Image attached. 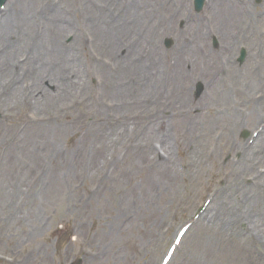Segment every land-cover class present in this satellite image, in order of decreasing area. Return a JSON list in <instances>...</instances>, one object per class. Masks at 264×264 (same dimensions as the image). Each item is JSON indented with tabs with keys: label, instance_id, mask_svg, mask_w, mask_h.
Here are the masks:
<instances>
[{
	"label": "rangeland",
	"instance_id": "obj_1",
	"mask_svg": "<svg viewBox=\"0 0 264 264\" xmlns=\"http://www.w3.org/2000/svg\"><path fill=\"white\" fill-rule=\"evenodd\" d=\"M218 4L222 9L230 4V0H218ZM15 14H24L20 3L13 16ZM210 28L212 25L207 29ZM140 33L141 25L139 32L125 39L127 42L132 39L144 43L139 40ZM232 35L235 36L236 32ZM27 43L28 40L24 46ZM225 50L223 45L215 64H206L207 70L203 74L198 73V60L186 59L188 80L183 72L176 76L168 68L167 76H164L165 86L155 87L152 84L153 74L159 71L153 68L147 76L155 91L134 89L132 102L121 111L134 117L130 123L114 122L117 117L115 110L105 108L106 118L113 122L111 125L100 123L94 111L98 122L89 119L92 111L89 99L94 96V88L83 74V64L81 69L78 65L73 66L75 74L68 76L67 82L62 84L55 78L61 86L58 91L46 83L44 94L35 93L34 97H29L24 90L28 86L23 83L24 88L20 87L13 103L10 99L2 102L7 108L12 107V111L0 117V120L5 119L0 123V200L3 192H17L19 195L16 205H13L15 198H10L13 210L6 205L7 209L0 211V228H10L4 245H15L11 234L24 237L29 242H20L21 255L35 251L39 261L43 259V264H53V256H57L55 240L62 241L71 229L78 243L69 246V253H75L78 244L89 240L90 252L95 260L103 253L110 254L103 264H153L161 253L155 249L159 244V232L165 226H178L184 220L177 211L185 197L186 206L190 207V189L186 188L190 185L197 188L200 196L193 194L195 201L206 194H216L213 205L215 203L214 209L220 217H214L209 222L205 220L191 233L175 264H264V232L262 237L256 233H242L237 237L242 224L233 234L227 223L231 207L238 204V200L236 202L229 191L218 186L221 177L231 180L235 172L238 178V168L237 158L222 150L220 144L211 143V138L222 140L216 136L220 126L206 129L207 138L196 142L195 135L204 137V131L190 130L189 120L175 117L184 104L187 108L200 110L202 121L226 125L224 122L231 116H224L225 104L229 103L225 107L227 113L238 115L240 111L250 112L258 103L252 100L264 96V57L258 55L260 59H256L252 56L255 53L249 52L247 61L235 67L226 63L227 58L221 59L226 54ZM23 53V49L18 51L7 63L11 65L16 60L25 64L21 58ZM43 58L53 63V73L59 71L60 77H65L61 73L69 71L67 65L62 68V61L55 59L49 47ZM0 61H5L4 57ZM58 65L60 67H56ZM199 78L205 82L207 89L204 96L196 100L194 88ZM130 89L122 97L126 98ZM47 94L49 96L43 98ZM147 100L157 102L156 113L151 116L160 119L161 109L169 111L163 127L144 126L151 118L147 117L152 109L146 106ZM17 117L22 120L18 133L13 127ZM176 125L180 126L172 132ZM159 131L168 132L163 136H169L171 152L175 154L177 151L174 160L179 170L175 169V176L165 171L162 176L155 165L145 159L149 154L144 151L145 145L150 151L151 146L162 144L165 139L159 136ZM244 131L240 129L233 141L244 145ZM122 135H125L124 141L120 138ZM225 145L226 142L223 148ZM180 151L182 157L178 156ZM185 162L189 167L183 171L181 166ZM54 167L62 171V179L53 178V197L44 204L47 213L36 218V210L40 207L38 200L46 191L47 183L42 179L53 172ZM167 171L171 172L170 168ZM239 184L248 185V182L241 179ZM243 206L260 215V222L264 223V193L244 200ZM160 208H163L161 212L158 211ZM164 209H167L164 215L168 211V218L161 222ZM8 211H12L13 219H10ZM49 217L52 218L48 220ZM243 230L248 232L245 225ZM97 264L101 262L97 261Z\"/></svg>",
	"mask_w": 264,
	"mask_h": 264
},
{
	"label": "bare ground",
	"instance_id": "obj_2",
	"mask_svg": "<svg viewBox=\"0 0 264 264\" xmlns=\"http://www.w3.org/2000/svg\"><path fill=\"white\" fill-rule=\"evenodd\" d=\"M26 1L29 3V7H28L27 11L24 13V17L20 20L11 21L10 23H6L3 27L4 32L2 34H0V40H2L4 37H8L10 33L13 34L14 32H20L21 33L20 40L28 38V34L31 30L32 22H33V18H34L33 13H32L33 5L37 0H26ZM42 2H40V3H42ZM67 16L68 15L62 14V13L61 14L58 13L55 15L54 22H53V28L56 29V33L53 35L51 34L52 36H57V37L62 38V36L68 32L67 27H65V25H64V19H66ZM38 57L42 61V55H38ZM69 60L70 59L65 58L63 60V63H67ZM52 68H53L52 65H51L50 69H46L42 65L41 71H40L39 76H38V82L39 83H45V82H48L50 78H54ZM67 68L70 69V71H68V72H71L72 67L67 66ZM11 72H12V69L9 68V64H7L6 62L0 65V76L2 77L0 79H2L3 84H6L7 82L12 81L13 78H17L16 74H14L13 76H8ZM61 76H65V72H62ZM18 81L19 80H15V83H17ZM38 86L42 87L41 84H39ZM15 95L16 94H14L11 97L10 103H13L16 100ZM5 101H9V100H5ZM258 103L259 104L257 106L260 108V110L264 109V100L260 101ZM243 118H244V116H240L239 118L236 117L234 120L226 121V124L229 127V131L238 128L240 125V122L242 121ZM213 125L214 124H212V122H209V125H206V126L202 125V126L204 127V129L210 130L213 127ZM261 142L262 141H260V144H261ZM261 157L264 158V152H262ZM235 222H237V221L235 220ZM259 223L260 222L257 220L256 224H259Z\"/></svg>",
	"mask_w": 264,
	"mask_h": 264
}]
</instances>
